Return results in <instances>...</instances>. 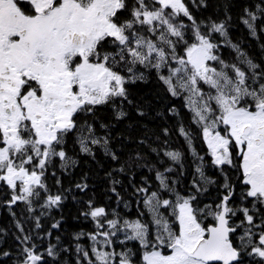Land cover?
<instances>
[{"label":"snow or ice","instance_id":"snow-or-ice-1","mask_svg":"<svg viewBox=\"0 0 264 264\" xmlns=\"http://www.w3.org/2000/svg\"><path fill=\"white\" fill-rule=\"evenodd\" d=\"M260 11L245 9L242 18L253 36L257 21L264 24ZM216 34L228 37L227 22L198 21L184 0H0V190H9V207L22 203L37 213L28 217L31 232L16 222L21 235L13 264H69L62 255L69 248L51 231L61 222L50 229L41 223L71 192L59 178L55 191L49 186L53 162H63L65 171L75 166L65 149L72 137L87 156H95L94 146L106 149L108 137L89 120L100 106L131 103L126 86L151 74L184 101L207 152H196L191 133L178 127L198 163L183 190L162 172L156 190L135 188L148 220L144 212L129 220L84 201L79 215L93 230L74 237L75 264H264V65L236 45L244 58L226 62ZM126 115L117 111L116 119ZM164 155L181 165L182 175L181 153ZM75 187L86 192L88 185ZM110 191L119 207L123 198L115 187ZM83 237L91 241L87 248ZM45 238L56 243L40 251L37 241Z\"/></svg>","mask_w":264,"mask_h":264},{"label":"trees","instance_id":"trees-1","mask_svg":"<svg viewBox=\"0 0 264 264\" xmlns=\"http://www.w3.org/2000/svg\"><path fill=\"white\" fill-rule=\"evenodd\" d=\"M184 3L198 21L227 22L228 37H219L216 34L221 44L219 55L222 59L228 63L239 64V60L244 57L231 47L236 45L248 59L264 65V32L260 31L264 24L257 21V35L253 36L242 22V18H247L245 9L260 16V9L264 8V0H195V2L184 0ZM240 66L246 68V65ZM126 87L129 89L131 103L125 101L115 109L108 105L100 106L94 120H89L90 123L95 124L98 135L108 137L107 148L94 146L95 156H87L80 152L76 138L72 137L65 145V149L69 157L76 161L75 166L65 171L62 168L63 162L57 159L50 169L56 173L54 177L48 178L49 186L53 191L56 189L55 181L59 178L61 186L64 189H71V192L67 193L68 198L60 209H53L50 215L41 217V223L44 229H50L52 223L61 222V229H51V231L54 236L60 237V245L69 248L68 254L62 253L69 264H75L76 234L93 230L92 222L79 215L84 201L91 198L96 204L115 208L129 220L137 219L140 212H144L145 215L141 219L148 220L150 216L142 204L141 197L135 194V188L149 186L150 191L156 190L159 184L156 175L157 172H162L177 179L179 182L177 187L183 190L190 186L195 165L198 163L184 137L179 134L178 127L183 125L191 133L193 137L191 147L195 148L196 152L200 155H205L207 152L198 126L192 123L191 113L183 106L184 101L171 97L154 74L148 75L143 82L137 81ZM172 108H175L180 115L177 116L170 111ZM120 110L127 115L118 120L116 112ZM101 124L107 127L101 128ZM166 151L181 153L182 175L181 165L165 156ZM112 153L115 154L116 159L112 158ZM205 159L209 160L210 157L205 156ZM168 167H172L173 172H165ZM205 171L209 176L217 178L213 175L214 170L211 167H206ZM113 180L119 183L113 184ZM78 183H86L87 191L81 192L77 189L75 185ZM112 187H115L123 198L119 207L116 197L110 191ZM209 191L213 189L210 187ZM8 199H10L9 190L6 188L0 190V250L13 254L10 258L0 256V264H13L18 258L20 245L16 237L21 233L15 226L16 222L23 224L26 233L31 232L33 222L28 217L37 214L28 213L22 203L9 207L6 203ZM125 201L128 203L127 208L123 206ZM32 235L35 239V232H32ZM40 235H44L43 230L40 231ZM49 242L56 243L54 239L49 241L48 238L37 241L38 250L42 251ZM79 242L86 248L91 245V241L86 237ZM133 244L134 242H129V246Z\"/></svg>","mask_w":264,"mask_h":264}]
</instances>
